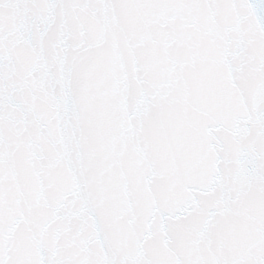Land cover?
Wrapping results in <instances>:
<instances>
[{
	"label": "snow or ice",
	"instance_id": "snow-or-ice-1",
	"mask_svg": "<svg viewBox=\"0 0 264 264\" xmlns=\"http://www.w3.org/2000/svg\"><path fill=\"white\" fill-rule=\"evenodd\" d=\"M0 264H264V0H0Z\"/></svg>",
	"mask_w": 264,
	"mask_h": 264
}]
</instances>
